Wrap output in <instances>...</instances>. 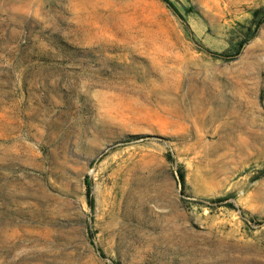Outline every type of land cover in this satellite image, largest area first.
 <instances>
[{"label": "rangeland", "instance_id": "obj_1", "mask_svg": "<svg viewBox=\"0 0 264 264\" xmlns=\"http://www.w3.org/2000/svg\"><path fill=\"white\" fill-rule=\"evenodd\" d=\"M172 2L0 0V264H264V0Z\"/></svg>", "mask_w": 264, "mask_h": 264}, {"label": "trees", "instance_id": "obj_2", "mask_svg": "<svg viewBox=\"0 0 264 264\" xmlns=\"http://www.w3.org/2000/svg\"><path fill=\"white\" fill-rule=\"evenodd\" d=\"M163 3H165L167 5V7L177 16H180V13L178 11V9L175 7V5L173 4L172 0H161ZM259 15V12H255L254 13V17H253V20H256V23H255V27L258 26V24H260V22H258V19H257V16ZM182 18V17H181ZM263 20V19H262ZM178 179H179V183L180 185L183 187L184 184H185V179H184V174L182 172H179L178 173ZM90 194V184L89 183H86V195L89 196ZM90 206H91V203H89ZM232 206V204H229Z\"/></svg>", "mask_w": 264, "mask_h": 264}]
</instances>
